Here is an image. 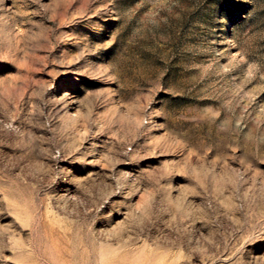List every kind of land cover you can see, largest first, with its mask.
<instances>
[{
	"label": "rangeland",
	"instance_id": "rangeland-1",
	"mask_svg": "<svg viewBox=\"0 0 264 264\" xmlns=\"http://www.w3.org/2000/svg\"><path fill=\"white\" fill-rule=\"evenodd\" d=\"M0 264H264V0H0Z\"/></svg>",
	"mask_w": 264,
	"mask_h": 264
}]
</instances>
